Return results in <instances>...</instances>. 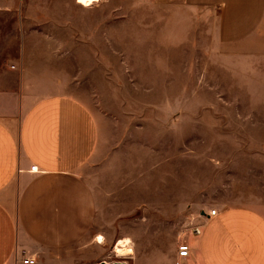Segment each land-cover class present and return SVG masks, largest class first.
I'll use <instances>...</instances> for the list:
<instances>
[{
    "label": "rangeland",
    "instance_id": "374dc122",
    "mask_svg": "<svg viewBox=\"0 0 264 264\" xmlns=\"http://www.w3.org/2000/svg\"><path fill=\"white\" fill-rule=\"evenodd\" d=\"M120 2L118 16L105 14L104 39L65 59L83 68L68 86L98 128L85 174L102 207L94 239L117 230L126 236L117 258L169 264L207 211L264 210V61L242 71L238 57L210 55L206 42Z\"/></svg>",
    "mask_w": 264,
    "mask_h": 264
},
{
    "label": "crops",
    "instance_id": "0c3cea01",
    "mask_svg": "<svg viewBox=\"0 0 264 264\" xmlns=\"http://www.w3.org/2000/svg\"><path fill=\"white\" fill-rule=\"evenodd\" d=\"M125 1L143 17L164 18L184 38L206 42L210 55L238 57L242 71L264 61V0ZM120 5L0 0V264H21L27 255L36 264L96 263L126 237L104 230L102 243L94 239L102 207L85 174L98 128L68 86L71 72L83 68L65 60L73 47L102 41L105 14L118 16ZM192 224L200 234L188 229L177 238L169 264L181 242L190 252L180 264H264V210L220 207ZM127 259L114 254L105 262L131 264Z\"/></svg>",
    "mask_w": 264,
    "mask_h": 264
},
{
    "label": "built area",
    "instance_id": "2783aa9c",
    "mask_svg": "<svg viewBox=\"0 0 264 264\" xmlns=\"http://www.w3.org/2000/svg\"><path fill=\"white\" fill-rule=\"evenodd\" d=\"M30 170L36 171L37 167L31 166ZM215 214H216V209H211V210L207 211L206 213H204L203 215L206 217H210V216H213ZM189 229H191L192 232L195 233L196 235L200 234V232H201L200 226H196L194 224H191ZM189 252H190V249H189V246L186 242L179 243L177 246L178 259L175 260L174 264H180L182 259L186 258L189 255ZM17 260L21 264H35L36 263L35 257H33L31 255L23 256Z\"/></svg>",
    "mask_w": 264,
    "mask_h": 264
},
{
    "label": "bare ground",
    "instance_id": "6f19581e",
    "mask_svg": "<svg viewBox=\"0 0 264 264\" xmlns=\"http://www.w3.org/2000/svg\"><path fill=\"white\" fill-rule=\"evenodd\" d=\"M95 1L97 0H85V2L82 3L81 0H78L77 3L82 6H90ZM122 246H123V241L118 240L114 248V253L116 257H125V251L123 250Z\"/></svg>",
    "mask_w": 264,
    "mask_h": 264
},
{
    "label": "water",
    "instance_id": "95a60500",
    "mask_svg": "<svg viewBox=\"0 0 264 264\" xmlns=\"http://www.w3.org/2000/svg\"><path fill=\"white\" fill-rule=\"evenodd\" d=\"M97 264H107L105 261H101ZM110 264H123V263H120V262H113V263H110Z\"/></svg>",
    "mask_w": 264,
    "mask_h": 264
},
{
    "label": "snow or ice",
    "instance_id": "6c2138e0",
    "mask_svg": "<svg viewBox=\"0 0 264 264\" xmlns=\"http://www.w3.org/2000/svg\"><path fill=\"white\" fill-rule=\"evenodd\" d=\"M81 2L83 3V2H85V0H81Z\"/></svg>",
    "mask_w": 264,
    "mask_h": 264
}]
</instances>
